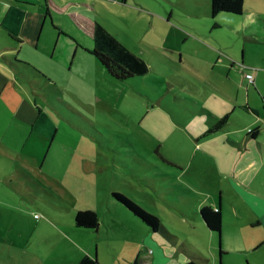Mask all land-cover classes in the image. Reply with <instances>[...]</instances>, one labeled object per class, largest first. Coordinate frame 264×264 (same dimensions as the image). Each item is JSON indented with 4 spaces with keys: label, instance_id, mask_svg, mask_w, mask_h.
<instances>
[{
    "label": "rangeland",
    "instance_id": "1",
    "mask_svg": "<svg viewBox=\"0 0 264 264\" xmlns=\"http://www.w3.org/2000/svg\"><path fill=\"white\" fill-rule=\"evenodd\" d=\"M56 1L62 12L54 10L38 45L28 43L20 54L35 68L22 71L21 92L53 123V135L0 113V142L10 147L0 156V264H80L86 255L98 264H127L141 250L143 226L113 193L203 248L207 238L181 214L219 206L222 193L226 224L233 226L235 209L244 218L241 239L225 243L240 249L263 238L264 230L248 226L252 214L243 216L232 184L243 194H264V168L251 180L249 172L221 175L186 128L199 111L194 103L203 107L212 87L235 110L226 129L232 140L261 129L253 148L264 163V0H245L241 16L216 17L211 0ZM75 15L102 25L149 74L126 82L110 77L89 53L93 39ZM87 210L97 213V230L75 226V215ZM230 257L240 262L239 254ZM249 257L264 264V250Z\"/></svg>",
    "mask_w": 264,
    "mask_h": 264
},
{
    "label": "crops",
    "instance_id": "2",
    "mask_svg": "<svg viewBox=\"0 0 264 264\" xmlns=\"http://www.w3.org/2000/svg\"><path fill=\"white\" fill-rule=\"evenodd\" d=\"M6 1L0 0V113L10 112L13 114L14 120L20 125L22 124L27 128L30 125L36 131L52 136L53 123L49 118L44 117L42 111L36 107L35 101L29 99V96H25L21 92L24 87L23 79H21V76H23L22 71H32L35 68L32 67V63L29 64L28 61L21 59L20 54L28 43L32 46L38 45L39 33L43 31L49 20L52 22L51 14L55 13L54 10L62 12L61 5L56 0ZM114 1L115 3L117 1V5H126L128 0L126 2L122 0ZM73 5L69 4V6ZM73 19L78 27L83 29L93 39L94 28L99 23L88 20L81 15H75ZM57 27L56 25V30L59 29ZM246 71L249 72L245 68ZM247 75L252 74L249 72ZM252 76L253 81L250 82L251 84L254 83V75ZM22 78L26 79L25 77ZM207 89H209V96L203 100V107L200 106L199 102L194 103L199 108V111L194 113V120L186 129L194 143L197 146H201L200 148L204 149L205 155L212 158L215 171H219L221 175H226V177L237 176L240 171L249 172L247 176L251 180L254 174L264 168L262 154L256 148H253L261 135V129L259 127L250 128V130L257 131L256 137H253L248 132L247 138L241 139L240 142L232 140L226 129L231 124L232 113L235 110L232 111V105L219 97L215 89L209 86ZM243 109L258 115V111L250 106H245ZM225 116H229L228 124L209 138L202 139L206 131ZM3 117L5 116H0V118ZM148 126L151 128L150 125ZM3 141L0 142V156L8 154L10 148ZM163 162L168 163L165 158ZM240 163L244 164V169L239 168ZM170 166L174 165L170 164ZM179 170L180 173L184 172V170ZM237 177L239 178V176ZM242 183L245 184L246 182ZM247 185L249 188L250 184ZM232 187L239 192V198L245 204V210L242 207L243 216L245 212L252 214L251 218L248 219V226L252 230H264V194L256 190L252 195L243 194L245 192L235 183L232 184ZM222 201L223 196L221 193L219 202L221 206H218V204L215 206H203L210 207L213 210H220L222 214V231L220 234L213 233L207 229L200 217L201 208H199V211L195 212L194 210L192 211L193 213L188 215L186 213L181 214L186 219H194L190 225L195 233L202 238H207L206 248L191 243L182 234H177L176 231L168 228L163 220L158 217L161 228L157 232L141 223V226H143L141 227L143 232L142 241L139 245L141 250L135 251L133 260L128 261L127 264H232L230 256L233 253L239 254L240 257L244 255L240 259L241 264H252L249 255L264 250V237L258 239L253 245L240 249H235L233 246L226 244L225 240L229 239V236L241 239L239 232L244 218L240 216L242 212L235 209L233 214H231L235 218L234 220L232 219L233 226L230 228V225L226 224L227 219L222 210ZM189 216L190 218H188ZM229 229H233L231 230L232 233ZM217 241H219V247ZM85 257L92 258L90 255ZM96 260L98 262L99 258L96 257Z\"/></svg>",
    "mask_w": 264,
    "mask_h": 264
},
{
    "label": "trees",
    "instance_id": "3",
    "mask_svg": "<svg viewBox=\"0 0 264 264\" xmlns=\"http://www.w3.org/2000/svg\"><path fill=\"white\" fill-rule=\"evenodd\" d=\"M122 1L126 2L127 0ZM210 4V15L212 17H216L219 14L241 16L245 9V0H211ZM93 42L94 49L89 53L94 56L97 62L113 79L119 82H126L136 76L149 74L150 69L147 63L132 53L100 24H96L94 28ZM228 122L229 116L223 117L206 131L202 139H207L214 135L226 126ZM256 132V130H250L249 134L256 137ZM112 195L116 201L123 205L146 227L152 229L154 232H157L161 228L160 220L157 216L148 213L122 194L113 193ZM200 217L209 231L216 234L221 233L222 214L220 210L203 207L200 209ZM75 226L85 230H97L99 227V217L92 210L80 211L75 215ZM80 264H98V262L96 258L85 257Z\"/></svg>",
    "mask_w": 264,
    "mask_h": 264
},
{
    "label": "built area",
    "instance_id": "4",
    "mask_svg": "<svg viewBox=\"0 0 264 264\" xmlns=\"http://www.w3.org/2000/svg\"><path fill=\"white\" fill-rule=\"evenodd\" d=\"M246 77H247L248 80H250V82L253 81V76L252 75H247Z\"/></svg>",
    "mask_w": 264,
    "mask_h": 264
}]
</instances>
